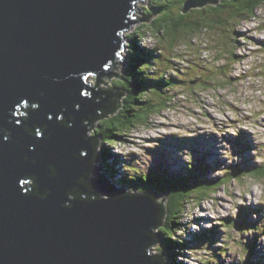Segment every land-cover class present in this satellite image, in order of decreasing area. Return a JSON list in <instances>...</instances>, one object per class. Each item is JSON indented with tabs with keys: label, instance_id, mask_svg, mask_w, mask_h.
I'll list each match as a JSON object with an SVG mask.
<instances>
[{
	"label": "water",
	"instance_id": "95a60500",
	"mask_svg": "<svg viewBox=\"0 0 264 264\" xmlns=\"http://www.w3.org/2000/svg\"><path fill=\"white\" fill-rule=\"evenodd\" d=\"M143 1L0 0V264H165L166 195L115 191L87 136Z\"/></svg>",
	"mask_w": 264,
	"mask_h": 264
},
{
	"label": "rangeland",
	"instance_id": "374dc122",
	"mask_svg": "<svg viewBox=\"0 0 264 264\" xmlns=\"http://www.w3.org/2000/svg\"><path fill=\"white\" fill-rule=\"evenodd\" d=\"M150 4L144 0L136 9L144 15ZM133 16L141 18L137 12ZM236 30L237 43L214 29L183 35L173 47L151 32L145 45L161 48L159 69L174 57L172 48L184 57L182 73L178 78L172 75L174 100L143 126L124 132L120 146L110 148L119 160L114 166L118 176L108 174L111 160L100 157L105 178L116 188L126 168L133 178L136 171L155 175V170L179 177L189 166L194 177L217 183L204 200L186 205L181 230L176 229L182 245L179 251L173 249L175 264H264V177L253 172L264 165V7ZM219 51L224 57H218ZM123 70L124 66L111 71L123 75ZM116 80L103 77L108 87ZM95 81V76L88 80L91 86ZM93 132L92 128L87 136L94 137ZM99 143L100 148L109 147ZM234 170L244 172L234 175Z\"/></svg>",
	"mask_w": 264,
	"mask_h": 264
},
{
	"label": "trees",
	"instance_id": "16d2710c",
	"mask_svg": "<svg viewBox=\"0 0 264 264\" xmlns=\"http://www.w3.org/2000/svg\"><path fill=\"white\" fill-rule=\"evenodd\" d=\"M186 1L151 0L143 16L144 22L127 34L123 58L120 64L113 68L120 69L124 66L123 75L107 89H101L114 96L122 94L119 100L117 95L112 97L110 102L112 104L114 102L115 105L111 111L102 113L100 118L90 126L94 129V139L109 145L97 151L98 157L100 156L102 160H107V163L111 160L109 175L118 176L117 173H119L114 168L119 160L110 153V148L116 147L117 143L120 146L124 132L136 126H143L152 114H159L163 108L170 105L174 100L171 93L176 86L172 75L175 74L178 78L177 74L182 73L180 64L184 57L180 51H175L176 48L170 50L174 57L169 58L167 65L160 69L157 67L159 57L163 54L160 51L161 48H148L145 45L151 32H156L162 40L168 39L170 47H173L183 35H203L204 32H211L214 29L218 30L221 38L227 39L230 36L233 42L237 43L236 38H239L237 25L255 19L257 11L264 7V0H208L206 5L183 13ZM217 55L219 58L224 57L225 52L219 51ZM230 56L234 57L233 50L230 51ZM172 59L177 60V63L171 61ZM213 71L214 68H211V73ZM167 72H171L168 78L166 77ZM155 171V175L149 172L141 175L136 171V174H133L135 178H133L130 177L129 168H126V173L117 179L120 189L112 187L118 192L121 190L128 193H152L157 197L166 195L165 216L161 227L155 232L159 238V248L154 255L163 256L165 264L168 263L167 261L175 264L173 249L177 247L179 251V246L182 245L178 241L176 229L181 230L179 229L180 221L185 213L186 205L193 200H204L206 195L216 188L217 183L194 177L196 172L189 166L185 170V175L179 177L175 174L169 175L166 170ZM243 172L234 170L232 173L241 175ZM253 172L258 178L264 177V165L253 168ZM106 184L111 183L107 180ZM247 252L245 248V253L250 258L251 255Z\"/></svg>",
	"mask_w": 264,
	"mask_h": 264
},
{
	"label": "snow or ice",
	"instance_id": "6c2138e0",
	"mask_svg": "<svg viewBox=\"0 0 264 264\" xmlns=\"http://www.w3.org/2000/svg\"><path fill=\"white\" fill-rule=\"evenodd\" d=\"M90 75H91V73H90ZM85 79H87V77H85ZM85 94H86V93H85ZM33 107L36 108V107H39V106L34 104ZM49 119H51V117H49ZM36 135H40V133L37 132Z\"/></svg>",
	"mask_w": 264,
	"mask_h": 264
},
{
	"label": "bare ground",
	"instance_id": "6f19581e",
	"mask_svg": "<svg viewBox=\"0 0 264 264\" xmlns=\"http://www.w3.org/2000/svg\"><path fill=\"white\" fill-rule=\"evenodd\" d=\"M123 38L125 39V41H126V38L124 37V35H123Z\"/></svg>",
	"mask_w": 264,
	"mask_h": 264
}]
</instances>
